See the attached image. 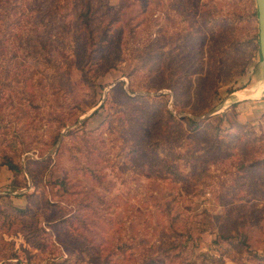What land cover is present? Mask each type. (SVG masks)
I'll return each instance as SVG.
<instances>
[{"label": "rangeland", "instance_id": "1", "mask_svg": "<svg viewBox=\"0 0 264 264\" xmlns=\"http://www.w3.org/2000/svg\"><path fill=\"white\" fill-rule=\"evenodd\" d=\"M75 1L66 0L69 10ZM100 1L109 14L125 8L110 31L112 43L122 39L119 64L104 65L90 49L72 55L71 37L54 35L58 44H51L47 59L34 69L29 91L18 92L9 110L17 133L14 161L28 166L33 178L27 175V186L12 190V172L2 165L0 194L18 207H37L40 225L52 239L42 250L14 235L18 257L0 264H64L70 256L75 259L69 264H102L101 258L140 264L178 240L179 232L193 234L187 252L174 261L166 255L158 264L186 259L214 264L210 257L220 264H264L262 106L258 116L247 117L248 100L264 83L260 56L250 41L254 31L240 19L221 33L218 44L227 46L229 63L218 69L212 61L214 29L199 17L213 18L214 10L221 17L230 10L239 15L251 3ZM108 21H102V30ZM39 30L42 37L44 28ZM52 33L61 35V29ZM237 36L239 44L231 50ZM29 96L41 107L26 104ZM184 116L203 119V130L193 132ZM59 127L63 142L52 145ZM76 129V135L68 133ZM157 137L164 144L160 154L149 148ZM59 180L66 190L54 183ZM48 200L60 209H46ZM61 215L68 217L66 227L46 226L45 217ZM87 241L101 257L79 250ZM120 242L131 248L121 252L115 248Z\"/></svg>", "mask_w": 264, "mask_h": 264}, {"label": "trees", "instance_id": "2", "mask_svg": "<svg viewBox=\"0 0 264 264\" xmlns=\"http://www.w3.org/2000/svg\"><path fill=\"white\" fill-rule=\"evenodd\" d=\"M249 2L251 5L247 8H241L239 15L232 13L230 10L225 13L224 17H221L214 10L213 18H205V14H200L199 16L203 25L206 20L214 29L215 50L214 59H211L218 69L227 66L229 58L225 53L227 46H220L217 39L223 31L230 30L229 27L232 26V23L235 24L240 19H245L247 23H251L254 33L250 41H255L256 53L259 54L257 12L254 1L249 0ZM197 5L203 7L207 5V2L198 3ZM103 6L104 4L100 0H76L69 10L66 0H0V166L5 165L12 172V190L27 186L26 177L29 175L32 179L33 171L28 166L23 167L20 162L14 161L13 155L16 149L13 147L12 139L17 133L14 131L15 126L12 122L15 113H13V110L11 112L9 110L15 108L13 106L15 105L14 97L18 92L29 91L27 89L29 85H32L30 82L33 79V75H35L34 69L47 59L51 44H58L53 36H61L60 39L63 40L71 37L68 41L69 45L73 42L72 55L78 53L79 56H83L85 51L90 49L94 51L92 55L100 54L103 64L108 67H114L120 62L121 54L118 46L121 45L122 39H119V42L114 41L113 44L110 31L113 24L117 21L116 15L118 13L121 14V11L125 8H115L109 14V10L103 8ZM63 10H65L64 13ZM241 15L244 16L240 18ZM100 19L102 21L109 19L106 24L107 27L103 30L101 29L102 21ZM40 27L44 28L42 37H40ZM57 29H61V35L52 33L53 31L57 33ZM39 38L40 40H38ZM239 38L240 36H237L235 40H232L231 50L235 49L234 47L239 44ZM111 45L112 48L109 50ZM105 53L107 54L105 55ZM243 70L244 67L242 66L238 72ZM36 84H39V82H36ZM140 98L152 99L148 95H140ZM24 99L28 105L31 104L35 108L41 107L39 104H35L36 101L34 100L36 98L34 96ZM182 119L185 120L187 126L193 132H201L203 130L205 122L203 119L188 116H184ZM77 130H72L68 133L76 135L78 133ZM52 137V145L56 144L59 139L63 142L60 127L57 131L55 130ZM163 146L164 144L159 137L152 139L149 144V148L153 152L157 151L158 154H160L159 149ZM24 151L17 152L21 154ZM42 162L44 161H38V163ZM166 165L170 166L167 162ZM54 183L60 184L62 189L66 190L63 180L55 181ZM42 189L44 190V186ZM36 192L37 189L35 188L29 195H34ZM6 196V194H0V259L8 261L18 257V253L14 249V241L10 239L18 234L22 235L24 241L30 246L44 250L50 244L49 241L52 236L49 230L40 225L41 213L38 208L31 203L23 208L18 207L7 200ZM44 207L46 209L56 208L55 210L57 211L60 209L58 204L49 200L46 201ZM44 219L47 227H66L69 224L68 217L64 215L55 218L51 217L50 219L45 217ZM79 234V232H72L70 235L79 238L81 237V234ZM178 235V240L167 242L166 246L156 254V258H145L140 264L161 263L166 255H169V261H174L180 254L187 252L188 243L194 240L193 234L179 232ZM221 238L226 243L232 242V237L221 236ZM115 245V248L121 252L131 248V244L125 242L116 243ZM94 247V244L90 241L85 242L81 247L78 246L79 250L85 251V254L90 258L97 259L101 256L98 255ZM71 258L72 260L75 259L70 256L63 261L64 264H69ZM210 259H212L214 264H220L218 259L216 260L214 257H210ZM100 260L102 264H110L111 261L107 258H101ZM19 263L20 261L16 264ZM184 264H190V259H186Z\"/></svg>", "mask_w": 264, "mask_h": 264}, {"label": "water", "instance_id": "3", "mask_svg": "<svg viewBox=\"0 0 264 264\" xmlns=\"http://www.w3.org/2000/svg\"><path fill=\"white\" fill-rule=\"evenodd\" d=\"M254 1L257 12L258 52L264 73V0Z\"/></svg>", "mask_w": 264, "mask_h": 264}, {"label": "crops", "instance_id": "4", "mask_svg": "<svg viewBox=\"0 0 264 264\" xmlns=\"http://www.w3.org/2000/svg\"><path fill=\"white\" fill-rule=\"evenodd\" d=\"M263 86L264 85H262L260 87L261 91H260V94L258 96H252L251 97L252 100L251 99L248 100V101H250L252 103L248 104V105H250V108H249V113H247V117L254 118V117L258 116V113L256 111L259 110V108H261V106L264 104V101H263V98H262V94H264ZM254 100H257V102L254 101ZM19 207H22V206H19Z\"/></svg>", "mask_w": 264, "mask_h": 264}, {"label": "built area", "instance_id": "5", "mask_svg": "<svg viewBox=\"0 0 264 264\" xmlns=\"http://www.w3.org/2000/svg\"><path fill=\"white\" fill-rule=\"evenodd\" d=\"M262 98H263V101H264V94H262ZM261 110L263 111V116H264V104L262 105V109Z\"/></svg>", "mask_w": 264, "mask_h": 264}, {"label": "bare ground", "instance_id": "6", "mask_svg": "<svg viewBox=\"0 0 264 264\" xmlns=\"http://www.w3.org/2000/svg\"><path fill=\"white\" fill-rule=\"evenodd\" d=\"M249 94V93H248ZM234 97H240V95H235Z\"/></svg>", "mask_w": 264, "mask_h": 264}]
</instances>
